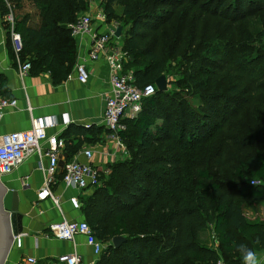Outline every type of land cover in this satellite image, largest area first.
<instances>
[{"label": "trees", "instance_id": "obj_1", "mask_svg": "<svg viewBox=\"0 0 264 264\" xmlns=\"http://www.w3.org/2000/svg\"><path fill=\"white\" fill-rule=\"evenodd\" d=\"M24 1L0 0L2 17L11 11L6 2L12 4L14 30L22 39L21 60L29 61L30 74L48 72L52 82L59 83L68 77L77 57L68 24L81 15L89 0H28L33 7L25 11ZM118 1L104 0L102 11L108 22L116 16L114 3ZM199 1L123 3L120 17L126 27L118 36L129 56L125 69L132 70L138 86L155 85L167 68V54L160 41L149 40L151 31L173 17L171 9L180 7L187 14L201 10L236 22L251 17L263 0ZM3 24L9 27L6 20ZM220 37L223 34L215 36ZM207 41L205 37L198 40L191 58L185 61L187 71L177 80H167L166 90L155 87V92L142 100L136 116L125 121L126 129L119 137L127 155L107 163L109 173L101 172L98 184L81 198L84 219L105 244L96 264H208L218 258L225 264H243L237 244L255 252L264 249V221L248 219L242 208V203L264 201V187L249 183L252 178L264 179V147L259 153L243 155L228 180H216L207 168L194 165L192 155L183 153L194 146L190 139L203 118L207 121L209 115L217 114L212 101L220 107L221 126L230 129L235 125L230 119L240 112L242 83H248L254 101L264 105V82L255 83L256 78L258 82L264 79V64H255L264 60V51L251 47L255 41H264V27L255 35L245 32L236 42L226 61L227 74L221 77L216 67L222 65L200 52ZM229 78L234 83L226 88L230 95L226 96L222 82ZM103 132L110 134L103 125L71 123L60 137L65 149L74 152L84 143L95 142ZM224 161L222 152L214 163L223 165ZM208 227L216 246L200 240ZM119 235L125 240L115 247L112 238Z\"/></svg>", "mask_w": 264, "mask_h": 264}, {"label": "crops", "instance_id": "obj_2", "mask_svg": "<svg viewBox=\"0 0 264 264\" xmlns=\"http://www.w3.org/2000/svg\"><path fill=\"white\" fill-rule=\"evenodd\" d=\"M96 12L91 11V15ZM1 13L0 9V95L16 99V105L5 110L0 122V136L30 129L31 118H52L55 125L48 128V132L58 137L71 123L83 126L102 125L105 99L110 87L105 62L99 59L88 63L90 76L86 84L77 81L74 66L68 77L59 83H53L48 72L37 75L28 72L20 76L9 37V27L3 24L6 18ZM75 43L77 61L81 56H86L88 39H75ZM115 140L109 133L103 132L97 135L95 142L84 143L74 152H69L65 146L59 150L58 174L51 185L53 193L60 199L59 206L49 196H38L45 176L40 166L45 168L47 165V158L43 155H30L11 174L1 177L7 188L16 194V210L21 214V232L25 233L22 246L11 247L4 264H22L26 256L35 257L38 264H65L59 260V256L72 253L81 257V264H96L99 256L93 253L83 235H76L74 241L59 240L47 227L51 222L61 219H84L81 207L73 208L69 198L77 196L81 202V198L94 189L77 190L65 186L61 181L64 163L72 158L84 160L81 151L89 148L92 151V165L100 170L104 169L107 163L124 158ZM204 233H201L200 238ZM202 243L216 246V242L214 245ZM256 253L259 264H264V249Z\"/></svg>", "mask_w": 264, "mask_h": 264}, {"label": "built area", "instance_id": "obj_3", "mask_svg": "<svg viewBox=\"0 0 264 264\" xmlns=\"http://www.w3.org/2000/svg\"><path fill=\"white\" fill-rule=\"evenodd\" d=\"M9 23V37L12 49L18 65V73L24 76L29 72V61L20 58L22 50V39L14 30L11 11L5 16ZM107 26V27H105ZM70 33L74 39L87 38L88 50L86 56H81L74 64V73L78 82L86 84L89 80L90 71L88 63L102 59L108 67L109 93L105 99V109L102 118V125L109 130L110 135L115 138L120 148L122 157L127 155V150L120 140V132L126 129L125 121L132 119L141 109V102L144 98L155 92V85L152 83L138 86L132 70L125 69L129 56L122 48L120 36L116 35L117 27L106 20L102 10L95 15L81 14L78 18L68 24ZM16 105V99L0 95V122L7 108ZM68 124L69 121L67 120ZM55 121L52 118H31V127L27 130L13 131L0 136V179L2 176L11 174L27 157L37 153L47 158V165L44 168V181L39 189L38 196L44 198L49 196L54 204L59 206L60 199L56 196L51 185L58 174V153L65 146L63 138L50 134L48 128L53 127ZM89 126V125H84ZM43 144H46L44 146ZM84 160L72 158L67 160L62 168L61 181L65 186H71L77 190L94 188L98 184V177L101 172L108 174V169H99L91 163L92 151L84 148L81 151ZM251 185L264 187V179L252 178ZM69 201L73 208L80 209L81 202L77 196H72ZM48 231L57 239L74 241L76 235H83L86 243L93 249L96 256H100L105 244L98 240L85 219L51 222ZM25 233L13 234L12 247L22 246ZM59 260L65 264H81V257L78 254L59 256ZM22 264H38L33 256H26ZM208 264H225L218 258Z\"/></svg>", "mask_w": 264, "mask_h": 264}, {"label": "rangeland", "instance_id": "obj_4", "mask_svg": "<svg viewBox=\"0 0 264 264\" xmlns=\"http://www.w3.org/2000/svg\"><path fill=\"white\" fill-rule=\"evenodd\" d=\"M130 1L136 2L137 0ZM202 1L200 0L199 2ZM24 2L26 3L22 10H30L33 7V4L28 0ZM125 2L126 0H121L114 3L116 16L109 21L113 23L114 27L120 28V33L122 34L125 31L126 25H124L120 16L123 3ZM262 3L258 5L257 10L246 21L236 22L225 21L220 17L210 16L209 13L201 10H193L187 14L182 13L180 7L171 9L173 17L166 24L151 31V38L149 40L151 42L158 39L160 47L167 54V68L164 72L166 79L177 80L185 69L187 71L185 61L191 58L190 55L195 51L198 40L203 37L207 38L208 41L205 44L208 45L200 52L202 55L207 56L209 60L222 65L221 67H216V71H220V77L225 76L227 74V70H224L226 61L230 59L236 42L242 40L245 32L255 35L264 27V0ZM103 4L104 0H89L86 8L79 14H91V11H100L104 6ZM7 7L10 8L8 10H11L12 18L14 19V9H11L13 5L8 3ZM150 24L153 25L155 23L152 22ZM222 34L223 37L215 38L216 35ZM251 47L256 48L257 52L261 53L264 51V41H255ZM257 59L260 60L261 58ZM257 63L262 65L264 64V60H260L255 64ZM220 68H222V71ZM261 82H264V79L259 82L257 78L255 79V83L260 84ZM233 83L230 78L222 82L223 92L226 96H230L226 88L232 86ZM247 85L248 83L246 82L242 83L240 104L238 106V108L241 107L240 112L230 119L233 122L232 124L235 122V125L230 129L226 126H221L223 117L219 112L220 107H217L218 103L212 101L211 104L216 109L217 114L214 115L213 113V115H209L207 121L203 118V124L196 129L195 134H192V138L190 139L191 144H194V146L189 150L183 151L184 154L188 153L189 156L192 155L195 161L194 165L207 168L216 180H228L232 178V167L242 163L243 155L249 152L259 153L264 147V105H260L254 101L255 94L250 90V87L249 89L247 88ZM173 88L178 89L176 85H173ZM262 91L261 94L264 95V88ZM195 105L200 106L197 102ZM234 106L236 107V105ZM222 152L225 161L223 165H218L214 161ZM242 208L248 219L264 221V201H259L252 205L242 203ZM200 240L204 243L215 244L211 227L207 228V231L201 236Z\"/></svg>", "mask_w": 264, "mask_h": 264}, {"label": "water", "instance_id": "obj_5", "mask_svg": "<svg viewBox=\"0 0 264 264\" xmlns=\"http://www.w3.org/2000/svg\"><path fill=\"white\" fill-rule=\"evenodd\" d=\"M120 31L121 29L117 28V36L120 35ZM155 85L159 91L167 89V79L164 74L156 78ZM16 200V194L0 179V264H4L12 247L13 234L21 232V214L16 210ZM124 240L123 236H114L112 245L118 247Z\"/></svg>", "mask_w": 264, "mask_h": 264}, {"label": "clouds", "instance_id": "obj_6", "mask_svg": "<svg viewBox=\"0 0 264 264\" xmlns=\"http://www.w3.org/2000/svg\"><path fill=\"white\" fill-rule=\"evenodd\" d=\"M236 250L243 257V264H259L257 253L245 244H237Z\"/></svg>", "mask_w": 264, "mask_h": 264}]
</instances>
